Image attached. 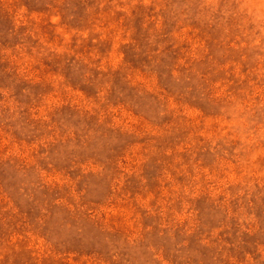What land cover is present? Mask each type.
<instances>
[{"label":"rangeland","instance_id":"374dc122","mask_svg":"<svg viewBox=\"0 0 264 264\" xmlns=\"http://www.w3.org/2000/svg\"><path fill=\"white\" fill-rule=\"evenodd\" d=\"M0 264H264V0H0Z\"/></svg>","mask_w":264,"mask_h":264}]
</instances>
